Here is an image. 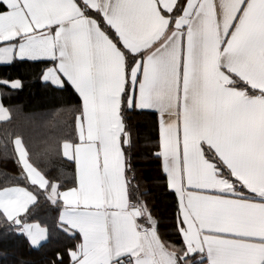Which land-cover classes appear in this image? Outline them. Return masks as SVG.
I'll return each mask as SVG.
<instances>
[{
  "label": "snow or ice",
  "instance_id": "obj_1",
  "mask_svg": "<svg viewBox=\"0 0 264 264\" xmlns=\"http://www.w3.org/2000/svg\"><path fill=\"white\" fill-rule=\"evenodd\" d=\"M16 63L79 101L51 110L73 134L38 154L74 165L75 186L60 191L16 132L14 179L29 186L3 174L0 242L50 240L29 222L43 196L69 242L48 264H264V0H0V64ZM142 114L158 124L151 155L179 244L162 239L131 163Z\"/></svg>",
  "mask_w": 264,
  "mask_h": 264
},
{
  "label": "trees",
  "instance_id": "obj_2",
  "mask_svg": "<svg viewBox=\"0 0 264 264\" xmlns=\"http://www.w3.org/2000/svg\"><path fill=\"white\" fill-rule=\"evenodd\" d=\"M39 65L25 64H0V79L17 80L22 82L18 89L6 88L0 85V103L9 109L10 119L0 121V187L5 185L4 173L8 174V182L29 186L27 181L14 179L19 176L20 168L16 161V153L11 140L14 134L26 127L25 139L30 150L34 164L44 171L49 179H56L63 185L60 191L73 184L74 165L60 159L56 154L55 163L42 155H38L52 142L60 143L63 138L72 136L70 119H65L63 114L53 118L51 110L62 106H74L79 103L71 90L55 92L47 87L39 78ZM45 113H48L45 115ZM132 133L136 138V147L131 153V163L136 170L140 181L141 191L147 190L143 198L148 202L153 215L160 221V234L162 239L169 243L179 244L178 237L173 230L174 207L172 197L163 194L158 187L157 161L151 153L156 149L154 144L158 141L159 129L153 116L142 114L134 120ZM12 135L7 137L5 148V132ZM7 156V158H5ZM64 167L66 176L59 175V168ZM41 205L35 211L29 222H39L42 226L52 229L50 240L40 249L27 246L23 238H13L7 242H0V264H18L23 259L30 264H48L52 251L69 243L66 238L55 231V220L59 210L50 202L40 197ZM8 252L9 255H4ZM11 253H15V259Z\"/></svg>",
  "mask_w": 264,
  "mask_h": 264
},
{
  "label": "crops",
  "instance_id": "obj_3",
  "mask_svg": "<svg viewBox=\"0 0 264 264\" xmlns=\"http://www.w3.org/2000/svg\"><path fill=\"white\" fill-rule=\"evenodd\" d=\"M66 190V189H65ZM62 191H64V190H62ZM42 226V225H41Z\"/></svg>",
  "mask_w": 264,
  "mask_h": 264
}]
</instances>
